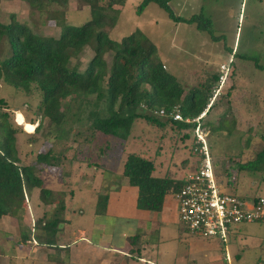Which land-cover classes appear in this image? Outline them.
I'll return each mask as SVG.
<instances>
[{
    "label": "rangeland",
    "instance_id": "1",
    "mask_svg": "<svg viewBox=\"0 0 264 264\" xmlns=\"http://www.w3.org/2000/svg\"><path fill=\"white\" fill-rule=\"evenodd\" d=\"M139 1L125 0L123 5H114L118 10L116 23L110 29H102L116 40L134 29L141 30L155 45L163 69L173 74L185 90L195 86L211 89L209 103H214L201 120L214 125L209 132L204 125L203 131L207 132L213 171L222 182L221 188L224 192H234L238 196L264 195L262 162L254 166L258 168L256 170L241 169L236 165L252 160L264 145V68L260 67L264 65V0L169 1V6L176 15L190 16L201 12L210 20L212 36L216 39L204 31L196 30L194 24L173 22L153 2L148 3L140 14H136L135 7ZM88 18L87 5L77 0H69L62 8L53 6L38 11L32 10L22 0H0L2 23L6 24L13 19L27 24L42 36H57L62 23L78 25ZM7 50V44L1 41L0 58L7 54ZM91 55L90 48L84 46L70 59L68 66L75 63L77 70L82 71ZM103 59L107 64L110 63L108 53H104ZM229 59H232V63H228ZM222 63H228L226 78L215 94L216 82H212V75L220 74L219 66ZM72 95L67 93L60 99L61 108L68 106L60 131L37 110L40 103L37 91L27 94L0 81V98L6 102L9 121L16 129V151L20 155L26 150V153H31V156H27V163L34 162L37 151L50 149L53 155H60L56 173H46L51 175L50 181L48 176L42 174L45 176L43 186L53 189L54 203L56 199H63L65 196V190L60 192V173L71 165L69 159L82 158L86 153L91 159L100 155L97 160L101 164L115 169L123 163L128 153L136 152L153 161L152 174L158 177L168 176L182 180L195 168L198 155L193 151L192 131H187V136H183L185 131L170 123L159 128L138 118L130 124L126 138L104 135L90 126L91 118L88 114L91 109L101 111L102 115L106 114L104 101L99 102L96 107L90 96L79 105L78 100L71 98ZM20 112L26 119L36 122L35 125L39 123L38 130L33 134L36 142L31 146H28L24 132L33 131L34 125L23 121ZM40 165L37 164L38 167ZM79 171L81 169L77 173L72 170L71 184H75ZM109 171L105 170L103 175ZM112 172L119 173V170ZM226 180L229 181L228 186ZM67 187L70 188L69 185ZM166 227L164 234L167 237L181 228L185 232L179 231L181 236H176L175 239L171 237L168 245H188L186 237L192 239L194 236L186 231L176 217H171ZM232 228L235 229L236 236L224 243L218 240V244L226 245L229 250L236 247L234 252L239 254V264H264V223H244ZM156 235L151 231L147 236H153L154 239ZM195 239L203 241L197 236Z\"/></svg>",
    "mask_w": 264,
    "mask_h": 264
},
{
    "label": "trees",
    "instance_id": "2",
    "mask_svg": "<svg viewBox=\"0 0 264 264\" xmlns=\"http://www.w3.org/2000/svg\"><path fill=\"white\" fill-rule=\"evenodd\" d=\"M22 1L32 10L38 11L53 6L65 7L69 0ZM77 1L87 5L89 18L78 25L62 23L57 36H42L27 24L13 19L6 24L0 21V42L4 41L8 47L7 54L0 58V81L27 94L37 91L40 95L37 110L59 130L68 109V106L61 108L60 99L71 93V98L78 100L79 105L90 96L93 97L92 103L96 107L99 102L104 101L106 114L102 115L101 111L95 109L88 113L91 118L90 126L104 135L126 138L132 121L140 118L159 128L170 123L184 130L183 136H187V131L194 128L195 121L162 118L150 113L149 109L163 107L168 111L178 105L182 117L193 118L209 103L211 89L195 86L185 90L173 74L163 69L155 45L141 30L134 29L118 40L109 37L102 28L110 29L115 25L118 10L113 6L123 5L125 0ZM169 1L140 0L135 12L140 14L148 3L153 2L173 22L194 24L196 30L213 37L211 22L201 12L188 17L176 15L169 6ZM84 46L90 48L92 55L83 70L78 71L77 64H68ZM104 53L110 56L109 64L103 59ZM228 63H232V59ZM260 67L264 68V65ZM217 79L218 75L213 74L212 82H217ZM213 103H210V108ZM6 105L4 99L0 98V216L19 208L24 193L32 188H38L39 199L45 204L49 203L53 191L43 187L42 180L33 170L34 164L56 165L60 162V155H53L47 149L45 152L36 153L35 162L20 163L15 148L16 129L9 121ZM199 122L201 126H207L208 132L214 128L212 123H205L201 119ZM38 128L39 123L34 131ZM26 140L29 143L36 141L33 134L28 135ZM259 162L264 167V145L252 160L236 165L241 169L256 170L258 168L254 166ZM153 168L152 160L130 152L122 163L121 173L127 178L129 185L137 188L136 207L158 211L164 195L177 191L182 180L154 176ZM226 185H229L228 180ZM105 204L106 197L98 195L95 211L103 212ZM63 209V200L58 198L51 215L44 220L42 228L46 244H53V234L61 221Z\"/></svg>",
    "mask_w": 264,
    "mask_h": 264
},
{
    "label": "crops",
    "instance_id": "3",
    "mask_svg": "<svg viewBox=\"0 0 264 264\" xmlns=\"http://www.w3.org/2000/svg\"><path fill=\"white\" fill-rule=\"evenodd\" d=\"M23 121L33 123L34 128L36 126V122H30L24 116ZM30 134H34V129L24 132V135ZM32 144L28 142V146ZM26 152L20 155L17 151L21 164H27V156H31ZM97 158L91 159L88 153L82 158L73 157L69 159L71 165L60 173V192L65 190L62 199L64 209L53 234V244L44 242L42 225L51 215L54 197L49 203H43L38 197V188L24 193L19 208L0 216V264H239V254L234 252L237 248L229 250L224 244L220 246L219 238H203L191 233L203 241L185 235L188 245H168L171 237L175 239L181 236L179 231L184 232L181 228L171 237L164 234L171 217L177 218L172 194L164 195L158 211L137 208V188L127 183V178L121 173L122 164L110 169ZM59 163L41 164L39 167L34 164L33 170L42 180V185L45 177L42 174H55ZM79 169L78 179L71 184L72 170L77 173ZM105 170L110 171L103 175ZM115 170H119V173L112 172ZM46 176L50 181L51 175ZM43 187L53 190L48 186ZM98 195L106 197L103 212L95 211ZM232 229L227 233L226 241L236 236L235 229ZM151 231L157 234L156 238L147 236ZM225 240H221L222 243Z\"/></svg>",
    "mask_w": 264,
    "mask_h": 264
},
{
    "label": "built area",
    "instance_id": "4",
    "mask_svg": "<svg viewBox=\"0 0 264 264\" xmlns=\"http://www.w3.org/2000/svg\"><path fill=\"white\" fill-rule=\"evenodd\" d=\"M219 68L215 94L226 78L227 63H222ZM209 105L210 103L193 118L182 117L178 105H174L168 111L163 107H153L149 112L162 118L196 122L192 132L193 151L198 155V162L182 179L179 189L172 193L176 203V215L189 233L203 238H219L223 241L229 230L238 224L264 223V195L257 194L254 198L247 199L234 192L222 190V182L213 171L207 132L203 131L204 126L199 122Z\"/></svg>",
    "mask_w": 264,
    "mask_h": 264
}]
</instances>
